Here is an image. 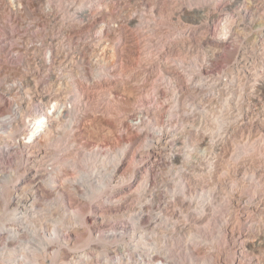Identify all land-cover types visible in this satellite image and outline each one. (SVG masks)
<instances>
[{"label": "rangeland", "instance_id": "1", "mask_svg": "<svg viewBox=\"0 0 264 264\" xmlns=\"http://www.w3.org/2000/svg\"><path fill=\"white\" fill-rule=\"evenodd\" d=\"M185 2L0 0V264H264V0Z\"/></svg>", "mask_w": 264, "mask_h": 264}, {"label": "built area", "instance_id": "2", "mask_svg": "<svg viewBox=\"0 0 264 264\" xmlns=\"http://www.w3.org/2000/svg\"><path fill=\"white\" fill-rule=\"evenodd\" d=\"M187 2H185L186 3V10H185V13H186V15L188 16V13H192V8H194V7H192L191 6V4H190V1L191 0H186ZM196 9V8H195ZM196 10H198V9H196ZM199 11V10H198ZM179 13V12H178ZM177 13V14H178ZM183 16V13L181 14V17ZM94 27V25L92 24V23H89V22H85V23H83V22H78L77 24H71L70 26H69V28L73 31V32H75L76 30H78V31H80V32H82V31H86V33L87 34H90L91 33V29ZM74 44L77 46V48H76V52L78 53V60H80V62L82 63V64H84V65H82L80 68H79V74H81V75H85L86 74V64L84 63V61L85 60H90V58L93 56V53H94V51H95V44H96V42H95V40L93 39V38H91V37H89V38H84V39H80V38H76L75 39V41H74ZM83 44H85V47H81V48H79V46H81V45H83ZM86 54V55H85ZM45 112L43 111V110H39V111H36L35 112V115H34V117H37V115H38V117H37V121H41L42 122V118H45V114H44ZM53 111H52V113H50L47 117H48V119H49V117L50 116H52L53 115ZM45 115V116H44ZM48 119H47V121H48ZM47 123V122H46ZM46 123H45V125H46ZM45 125H43V126H40L39 128H38V132H37V134L38 133H41V132H44L43 130H44V126ZM31 127V126H30ZM43 128V129H42ZM37 136V135H36ZM36 136L30 141V143H32V142H34V140H35V138H36ZM111 264H129V263H122V262H117V263H111ZM135 264H147V263H135ZM153 264H156V263H153ZM158 264H161V263H158Z\"/></svg>", "mask_w": 264, "mask_h": 264}, {"label": "bare ground", "instance_id": "3", "mask_svg": "<svg viewBox=\"0 0 264 264\" xmlns=\"http://www.w3.org/2000/svg\"><path fill=\"white\" fill-rule=\"evenodd\" d=\"M45 112V111H44ZM51 113V112H50ZM45 115V118H42L41 120H42V122L39 120V121H37V117H38V115H37V117H34V123L32 124V127H30V129H29V131H28V134H29V141H31L33 138H34V136H35V134H36V126L37 125H44L45 123H46V121H47V114H48V111H46L45 113H44ZM115 162H117V161H115ZM117 164V163H116ZM104 165V164H103ZM117 167V166H116ZM118 169V168H117ZM48 184V183H47ZM97 186H99V185H97ZM96 186V187H97ZM90 188V187H89ZM102 189H104V187H102ZM100 190V189H99ZM101 191V190H100ZM99 191V192H100ZM95 192V193H94ZM93 193H94V195H92V196H95L96 195V193L98 192H96V191H94ZM100 194V193H99ZM98 195V194H97ZM87 196H88V194H87ZM91 196V193L89 194V197ZM79 212H82V211H79ZM9 220V219H8ZM15 220V219H14ZM5 223V222H4ZM11 227V226H10ZM17 227V226H16ZM7 229V228H6ZM12 237V236H11ZM43 238V237H42ZM52 238V237H51ZM6 239V238H5ZM8 239V238H7ZM12 239V238H11ZM90 239V238H89ZM9 240V239H8ZM40 240V239H39ZM49 240V239H48ZM41 241H42V239H41ZM88 241V240H87ZM90 241V240H89ZM88 241V242H89ZM37 242V241H36ZM87 242V243H88ZM38 243H40L39 241H38ZM41 244V243H40ZM43 244V243H42ZM86 244V243H85ZM29 246V245H28ZM3 247V246H2ZM10 247V246H9ZM8 247V248H9ZM16 247V246H15ZM18 247V246H17ZM33 247V246H32ZM43 247V246H42ZM35 248V247H34ZM38 248V247H37ZM7 249V248H6ZM28 249V248H27ZM4 250V249H3ZM29 251V250H28ZM38 251V250H37ZM46 251V250H45ZM27 252V251H26ZM39 252V251H38ZM12 253V252H11ZM43 253V252H42ZM16 254V253H15ZM33 254V253H32ZM34 255V254H33ZM27 256V255H26ZM1 257V256H0ZM25 257V256H24ZM36 257V256H35ZM7 258V257H6ZM35 260H36V258H35ZM205 260V259H204ZM4 261V260H3ZM29 261H31V260H29ZM2 262V261H1ZM27 262V261H26ZM203 264V263H202ZM205 264V263H204Z\"/></svg>", "mask_w": 264, "mask_h": 264}]
</instances>
